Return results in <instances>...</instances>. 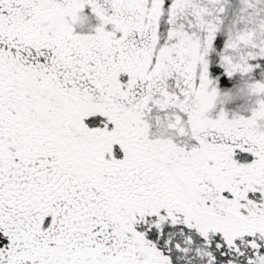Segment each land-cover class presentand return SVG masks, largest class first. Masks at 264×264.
<instances>
[{
    "label": "snow or ice",
    "instance_id": "obj_1",
    "mask_svg": "<svg viewBox=\"0 0 264 264\" xmlns=\"http://www.w3.org/2000/svg\"><path fill=\"white\" fill-rule=\"evenodd\" d=\"M229 7L0 0V264H264V0Z\"/></svg>",
    "mask_w": 264,
    "mask_h": 264
},
{
    "label": "rangeland",
    "instance_id": "obj_2",
    "mask_svg": "<svg viewBox=\"0 0 264 264\" xmlns=\"http://www.w3.org/2000/svg\"><path fill=\"white\" fill-rule=\"evenodd\" d=\"M229 12L232 13L237 10L238 8V0H229ZM245 105V101L243 98H239L234 101L232 104L226 106L227 110L230 112L237 111V109L242 108Z\"/></svg>",
    "mask_w": 264,
    "mask_h": 264
}]
</instances>
